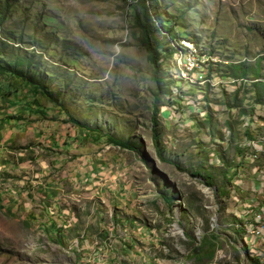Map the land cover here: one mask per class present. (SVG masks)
<instances>
[{
    "label": "rangeland",
    "instance_id": "obj_1",
    "mask_svg": "<svg viewBox=\"0 0 264 264\" xmlns=\"http://www.w3.org/2000/svg\"><path fill=\"white\" fill-rule=\"evenodd\" d=\"M255 27L264 0H0V264H264L232 182L264 170Z\"/></svg>",
    "mask_w": 264,
    "mask_h": 264
},
{
    "label": "built area",
    "instance_id": "obj_2",
    "mask_svg": "<svg viewBox=\"0 0 264 264\" xmlns=\"http://www.w3.org/2000/svg\"><path fill=\"white\" fill-rule=\"evenodd\" d=\"M232 182H243L248 184V189H260L259 198H264V172L258 178H247V172L234 171ZM233 206L242 209L244 217L253 218V225L250 232H248L249 238L251 241H259L261 243V240L264 239V226H260V216L263 215L262 210L260 208H248L247 202L234 201Z\"/></svg>",
    "mask_w": 264,
    "mask_h": 264
},
{
    "label": "trees",
    "instance_id": "obj_3",
    "mask_svg": "<svg viewBox=\"0 0 264 264\" xmlns=\"http://www.w3.org/2000/svg\"><path fill=\"white\" fill-rule=\"evenodd\" d=\"M255 28H256L257 31H259L261 34L264 35V29H262L260 27H255ZM2 46H4V45H2ZM1 48H0V72H1V69H3V70H8L9 72L15 73V74H17L19 76H24L22 71L20 69H18L16 67V65L9 64V61L3 58L4 54H6L7 56L12 58L13 57V53L9 52L7 50V48H5V47H1ZM148 49H149V52L152 54V56H151L152 62L155 63V65L157 66L158 65L157 57L154 55L155 54V49H152L151 46L148 47ZM72 121H74L76 124H78L79 126H81L83 128H88L85 123H80V122L76 121L75 119H72ZM101 135L106 136V138L108 139V141L110 143L115 144V145H117L119 147L126 148V149H132V150H134V148H135V146L130 144L129 142H126L124 140H121V139H118L116 137H113L110 134H106V133L102 134L101 133ZM157 137H158V132H157V130H154V132H153V139L154 140L153 141H154V144H155V147H156L157 151L159 152V149H158L159 145H158ZM197 174L199 176H201L199 173H197ZM208 178H209V176H208ZM207 184H210V182L207 181Z\"/></svg>",
    "mask_w": 264,
    "mask_h": 264
},
{
    "label": "crops",
    "instance_id": "obj_4",
    "mask_svg": "<svg viewBox=\"0 0 264 264\" xmlns=\"http://www.w3.org/2000/svg\"><path fill=\"white\" fill-rule=\"evenodd\" d=\"M13 96L10 97V96H8L6 94V92L5 93H1V91H0V103L4 104V105L10 104L11 101H14L15 103H19V101L15 99V95H13ZM21 106L22 105L18 106V109L15 108V110H18L19 114L23 113L24 110L30 111L29 109H22V110L19 109ZM0 113H2V112H0ZM1 116H2V114H0V138L7 140V138H11L10 134L12 133V131L14 129L13 126H17L18 127L19 124L18 123L17 124L11 123V122L7 121V119H5L4 117H1ZM2 118H4V120H1ZM263 122L264 121H256V122H252V123H249V124H254V125H259L260 124V126H262V125H264ZM255 178H258V177H255Z\"/></svg>",
    "mask_w": 264,
    "mask_h": 264
},
{
    "label": "bare ground",
    "instance_id": "obj_5",
    "mask_svg": "<svg viewBox=\"0 0 264 264\" xmlns=\"http://www.w3.org/2000/svg\"><path fill=\"white\" fill-rule=\"evenodd\" d=\"M258 144H261V143H258ZM251 146H252V145H251ZM256 157H257V155H256ZM263 172H264V171H263ZM233 183H243V182H233ZM249 190H251V189H249ZM233 193H234V191H233ZM261 199H264V198H261ZM235 208H236V207H235ZM236 209H238V208H236ZM238 210H239V211H243L242 209H238ZM262 213H263V211H262ZM244 218H246V217H244ZM246 219H253V218H246ZM252 221H253V220H252ZM263 222H264V213H263V215L260 216V226H264ZM252 225H253V222L250 224V227H248V230H247V234H248V235H249L248 232H250ZM261 243L264 244V239L261 240Z\"/></svg>",
    "mask_w": 264,
    "mask_h": 264
}]
</instances>
